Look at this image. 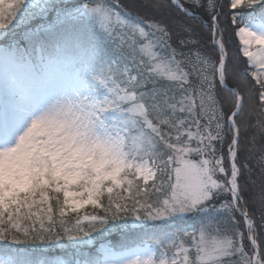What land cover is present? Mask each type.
<instances>
[{"label":"snow or ice","instance_id":"obj_1","mask_svg":"<svg viewBox=\"0 0 264 264\" xmlns=\"http://www.w3.org/2000/svg\"><path fill=\"white\" fill-rule=\"evenodd\" d=\"M0 264H264V0H0Z\"/></svg>","mask_w":264,"mask_h":264},{"label":"trees","instance_id":"obj_2","mask_svg":"<svg viewBox=\"0 0 264 264\" xmlns=\"http://www.w3.org/2000/svg\"><path fill=\"white\" fill-rule=\"evenodd\" d=\"M89 212H91L92 211V209L91 208H88L87 209ZM113 235H116L115 233L113 234ZM119 237L117 236V239H118Z\"/></svg>","mask_w":264,"mask_h":264},{"label":"rangeland","instance_id":"obj_3","mask_svg":"<svg viewBox=\"0 0 264 264\" xmlns=\"http://www.w3.org/2000/svg\"><path fill=\"white\" fill-rule=\"evenodd\" d=\"M90 208V207H89ZM99 245H97V247H98Z\"/></svg>","mask_w":264,"mask_h":264}]
</instances>
